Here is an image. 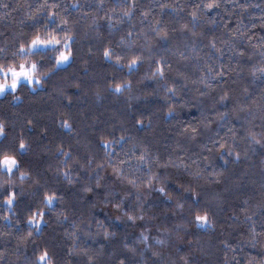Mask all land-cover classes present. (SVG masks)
I'll use <instances>...</instances> for the list:
<instances>
[{
  "label": "trees",
  "instance_id": "obj_1",
  "mask_svg": "<svg viewBox=\"0 0 264 264\" xmlns=\"http://www.w3.org/2000/svg\"><path fill=\"white\" fill-rule=\"evenodd\" d=\"M53 2L69 21L73 56L40 88L23 84L0 97L6 125L0 148L21 138L27 145L18 157V196L10 210L0 195V264H36L45 249L52 264H264V146L247 138L249 130L264 134V73L253 75L264 65V0H215L219 6L212 9L203 7L209 0H0L8 5L0 7V47L11 52L30 38L37 27L31 14L44 26L47 8H38ZM157 22L166 37L156 36ZM106 46L122 54L123 66L104 57ZM136 54L141 59L129 69ZM53 56L43 57L41 70L51 67ZM157 60L163 77L153 76ZM221 70L226 75L213 80ZM109 81H130L131 87L117 93ZM225 91L228 99L221 102ZM220 139L234 140L238 160L208 151ZM141 152L143 163L136 158ZM109 158L125 160V175L138 183L155 173L152 187L116 177L104 163ZM21 170L28 173L22 180ZM44 192L57 193L51 207L42 202ZM34 208L46 211L39 227L27 223ZM197 208L207 210L209 224L193 221ZM29 231L31 238L18 239Z\"/></svg>",
  "mask_w": 264,
  "mask_h": 264
},
{
  "label": "snow or ice",
  "instance_id": "obj_2",
  "mask_svg": "<svg viewBox=\"0 0 264 264\" xmlns=\"http://www.w3.org/2000/svg\"><path fill=\"white\" fill-rule=\"evenodd\" d=\"M219 5L215 2V0H209L208 3H205L203 7L205 9H212L214 7H218ZM247 5H244L246 7ZM0 7L7 9V4H0ZM161 7H164V5H161ZM47 8V17H46V24L44 26H39V20L38 18H35V14H31L33 16V23L37 25L32 31V34L30 38L28 39H21L14 43L12 45V51L9 52L6 48L0 47V95L8 93L9 91L11 93H16L19 91V88L26 84L27 86H30L32 88H35L36 85H39L42 83L43 78L47 77L49 73L55 69L58 65L65 64L66 62L70 61L71 57L73 56V48L71 42L74 39L73 32L68 28L69 21L67 18L59 17V13L57 11H54L55 9H59L60 5L58 3H51L50 5H40L38 8L39 12H43ZM195 9H199L200 5H195ZM132 11V6H129L126 11H124V16H130ZM193 17V22H195L197 18V12L194 10L191 13ZM57 18H59V23H56ZM107 19L109 21V24L111 25V21L113 19L112 15L109 14L107 16ZM210 23L214 24L215 20L209 21ZM42 27L46 28L47 30L42 31ZM183 28H188V25H182ZM153 31L155 32L156 36L158 37H166L167 36V30L166 27H162L159 22H157L153 28ZM189 31H192V29H189ZM131 35V33H129ZM233 36H237L242 38L244 36V33H238V32H232ZM252 37L249 36L248 40L251 41ZM212 48L216 49L217 52L220 51V49L216 48L215 42L211 43L210 45ZM261 47H264V42L261 43ZM49 51L54 53L53 57H50V60H53L54 62L51 63V67L48 68L47 71L41 70V63L43 61V57L45 55H48ZM243 52V50H241ZM38 55L41 57V60L38 62L37 60L30 59L31 56ZM103 55L105 58L109 60H114L117 66H123L121 64V61L123 60V56L120 53H117L114 49L111 47H104L103 49ZM262 55H264V52H262ZM141 56L140 54L133 55L131 59L127 62V67L129 69H132L135 67L138 62L140 61ZM157 67L152 70L153 76H160L163 77L164 75V67L163 62L160 60H157L156 62ZM212 70L209 69V72ZM259 71L261 73H264V65L260 66L259 69L254 68L253 69V75L256 74V72ZM226 75V73L221 70L220 72H217L215 76L212 78L213 80L217 78H223ZM201 83H204L202 80ZM211 83V82H209ZM108 87L111 89H114L115 92L119 93L121 92L125 87H131L130 81H120L115 82L114 84L109 81ZM207 87V86H206ZM169 91L172 94H175V88L170 87ZM201 95H204L205 92L201 91ZM228 92H223L222 95H220L219 99L221 102H224L228 99ZM13 99H19L18 96H13ZM221 119H225V116L221 114ZM29 124L32 123L31 120L28 121ZM64 126L69 127L68 122L64 121ZM136 123L139 125L142 123L141 120H137ZM208 123H211V121H208ZM191 133H196V128L190 129ZM6 132V125L3 121H0V136H4ZM235 133H232V136L235 137ZM247 138L249 144H258L261 146H264V134H258L255 131L249 130L247 132ZM125 139L124 136H121L116 143H120ZM101 143L105 146H107L110 141L106 139H101ZM211 147L208 148V151L211 152L213 149L217 151V154L223 159L225 153L228 155H234L235 159L240 158V152L235 151L234 146V140L233 143H228L224 141L223 139L220 140H213L211 142ZM26 142L23 138H21L18 142V145H5L4 147L0 148V174L6 175L7 179L0 181V188H3V192H0V195L3 196V203L7 207L8 210L12 208V206L15 204L18 193L13 187L14 180L13 177L15 175V172L20 169L21 162L19 160V155L22 154L23 150L26 148ZM65 155H68V153H65ZM133 156H135V152L132 153ZM132 157L129 156L128 159L130 160ZM140 162H145L146 156L144 152H141V154L136 157ZM207 159V157H205ZM108 165L111 166L113 173L116 177L121 179L128 180V183L132 184L134 187L139 188L141 184L143 186L151 188L152 187V181L156 178L155 173H151L148 175L147 179L137 182V178L128 179V177L125 175L123 168L126 164V161L121 159L118 162L113 160L112 158H109L106 162ZM104 163H101L97 165L98 168H102L104 166ZM167 163V162H166ZM182 164L183 161H180ZM89 164H91V159H89ZM21 180L28 176V173L25 171H20L19 173ZM67 176V173H65ZM198 175V173H197ZM210 175L219 177V173H211ZM97 182L99 183V177H97ZM7 185V187H5ZM92 189L88 186H85L84 191H91ZM158 191L161 193H166V189L161 186L158 188ZM167 194V193H166ZM193 196L195 197L197 194L193 190ZM57 197L56 192L48 193L44 192L42 197V202L47 206L51 207L54 203V200ZM169 195V199H170ZM116 207H119V205H115ZM177 207H182V205L177 204ZM46 215L45 208H34L30 209V215L27 217V223L30 225H35L39 227L42 223H44V216ZM119 219V217H117ZM136 217H134L131 214H128L129 220H134ZM193 221L200 225L204 226L210 223L209 220V214L207 210H204L201 212L198 208L195 210ZM253 231L255 229L253 228ZM33 233L29 231L26 235H21L18 237L19 240L26 241ZM105 237L111 235L107 230L104 232ZM142 239L144 241H147L148 237L143 236ZM253 239H255V236H253ZM162 242V241H159ZM147 247V244L145 245ZM126 248H128V245H125ZM132 252H135L134 248L129 249ZM153 255H157V253L153 252ZM93 258L89 256V260L91 261ZM36 264H52V261L49 257V253L47 249L43 250L41 253H39L36 257ZM119 264H125V261L123 259L120 260ZM185 264H187V261H185Z\"/></svg>",
  "mask_w": 264,
  "mask_h": 264
},
{
  "label": "rangeland",
  "instance_id": "obj_3",
  "mask_svg": "<svg viewBox=\"0 0 264 264\" xmlns=\"http://www.w3.org/2000/svg\"><path fill=\"white\" fill-rule=\"evenodd\" d=\"M69 63V61L68 62H66L65 64H62V65H58L56 68H62V67H64V66H66L67 64ZM41 87V85L39 84V85H36L35 86V88H32V87H30L32 90H35V89H38V88H40ZM10 92V91H9ZM6 94V93H5ZM4 94H2V95H0V97H2ZM1 137V136H0Z\"/></svg>",
  "mask_w": 264,
  "mask_h": 264
}]
</instances>
